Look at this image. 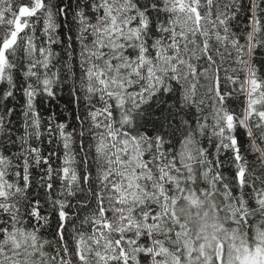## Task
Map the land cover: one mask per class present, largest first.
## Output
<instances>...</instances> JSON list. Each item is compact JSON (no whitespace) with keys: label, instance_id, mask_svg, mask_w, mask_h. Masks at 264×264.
Wrapping results in <instances>:
<instances>
[{"label":"snow or ice","instance_id":"1","mask_svg":"<svg viewBox=\"0 0 264 264\" xmlns=\"http://www.w3.org/2000/svg\"><path fill=\"white\" fill-rule=\"evenodd\" d=\"M0 264H264V0H0Z\"/></svg>","mask_w":264,"mask_h":264}]
</instances>
